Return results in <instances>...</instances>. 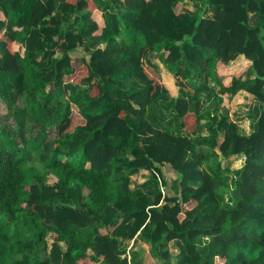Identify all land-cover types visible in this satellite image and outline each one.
<instances>
[{
    "label": "trees",
    "instance_id": "1",
    "mask_svg": "<svg viewBox=\"0 0 264 264\" xmlns=\"http://www.w3.org/2000/svg\"><path fill=\"white\" fill-rule=\"evenodd\" d=\"M202 1L0 0V264H142L139 233L160 264H264V0ZM208 68L214 114L187 94ZM161 98L178 132L149 118ZM164 165L178 192L131 190Z\"/></svg>",
    "mask_w": 264,
    "mask_h": 264
},
{
    "label": "rangeland",
    "instance_id": "2",
    "mask_svg": "<svg viewBox=\"0 0 264 264\" xmlns=\"http://www.w3.org/2000/svg\"><path fill=\"white\" fill-rule=\"evenodd\" d=\"M183 1H185V0H183ZM185 10H190V9H185ZM186 14H187V17L189 16L188 17L189 19H190V15H191V17L197 16L196 11H187ZM27 16H28V14H27ZM71 19L72 18L69 17L67 21H70ZM143 42H144V40H143ZM57 50L60 51L61 49H57ZM75 53L81 55L82 51L81 52H75ZM53 60H55V57H53ZM42 66H43L45 71H48L51 67L48 60H44L42 62ZM207 71L209 73H208V76L206 79H202V78H200V76H198V74H196V76L193 79V82L196 85V90H195V92H192V93L187 91L188 92L187 94L191 100V106L193 108H195L198 111L208 110V111H210L211 114H214V113L220 111L218 104H216V103L214 105L211 104L213 96L215 95L216 87L218 85H217V81L213 77V73H212L211 68H208ZM108 88L112 89L111 87H108ZM13 96L19 104H24L26 102L25 95L19 93L16 89H14V91H13ZM240 101L251 103L253 106V112H254L253 115L254 116H253V118H251V117L249 118L250 119L249 120V126L251 128V124L253 123L254 118H256L260 112L261 105L256 98H254L253 96H251L248 93H241L238 97L234 98L232 103L236 104ZM2 103H3V100L0 97V106ZM172 104H173V100H170L168 98H161L159 100L157 99V101H152L149 103L148 116L150 119L157 122L159 125H162L161 127L167 126L170 130H172L174 132H178V129H177L178 118L172 109ZM0 121L4 125H6L11 132L15 131V126L13 124L12 116L10 113L1 112V110H0ZM217 123L218 124L216 126H215V124L213 125L212 132H216V130L218 128H221L223 126L226 127V126H229V125L232 126L233 124H235L233 119H229L228 123H225V125H223L222 122H217ZM233 126H235V125H233ZM193 156H194V154H193ZM203 166L205 167L206 164L204 163ZM236 176H237V174L233 173V172H229L226 174V181H225L224 186L222 187V191H221V195H220V200L226 205H230L233 202L232 187H233L234 180H235ZM158 183H159V180H158ZM163 184L165 186V189H167L168 186L170 187L167 180H166V182H163ZM173 187L176 189V187H177L176 183H174ZM151 198L153 200L154 196ZM206 210L208 211L209 208H206ZM140 235H142V234H140ZM48 240H49V242H51L52 237L49 236ZM206 240L207 239H205V241ZM123 246H126L128 250L129 249L133 250L134 248H138L141 251V260L140 259L139 260L142 264H160L161 259L158 256V254L155 252V250L153 249L152 243L150 242L149 239H146L145 241L138 239L134 243H131L129 240H127V241H125ZM176 246H177V243L171 241V248H172V251L174 253H176L175 250H177V249H175ZM129 257H130V255H129Z\"/></svg>",
    "mask_w": 264,
    "mask_h": 264
},
{
    "label": "crops",
    "instance_id": "3",
    "mask_svg": "<svg viewBox=\"0 0 264 264\" xmlns=\"http://www.w3.org/2000/svg\"><path fill=\"white\" fill-rule=\"evenodd\" d=\"M184 2L185 3H191L192 5H194L196 7V9H197V13L198 12L199 13H202L203 12L204 14L211 15V9L209 8V6L205 5V3L202 0H185ZM185 9H190V8L184 7L181 12H185L186 13L187 11H189V10H185ZM259 20H260V22L262 23V25L264 27V17L259 18ZM77 28H78L77 26L72 25V26L69 27L68 30L77 31ZM60 51H63V50L61 49ZM250 71L251 70H249V73H250ZM217 87H216V89H217ZM244 93H247V92H244ZM215 95H216V91H215ZM215 95L213 96V99L211 101V104L212 105L215 104V101H214L215 100L214 99ZM239 95H236L235 97H238ZM233 100L231 101V107L235 105V104L232 103ZM258 102L260 103L259 100H258ZM225 103H226V99L221 104H225ZM260 105H261V103H260ZM211 130H212V128H211ZM213 133H216V132H213ZM221 157L222 156H221V154L219 152L218 153H215L212 156V161H216V160L220 159ZM177 175H178L177 172H175V170L172 167H170L169 165H164L163 166V176L167 180L168 184L170 185V187L169 186L167 187V192L170 193V194L173 193V192H176V191L178 192V186H177V183H176V181H177ZM174 183H176V186H177L176 189L173 187L174 186ZM158 187H159V183H158V180L157 179H148L146 181H138L136 183H131L130 184V188H131V190L133 192L145 193V194H147L150 197L151 200H152L151 197L154 196V193L156 192V190H157ZM164 203H165V199L162 198L161 201H160V203L157 206L160 207ZM140 234L141 233H139L138 235L135 236V238H133V239H131L129 241L131 243H134L138 239H141V240H144V241L146 239H148L145 235L143 236V234L142 235H140ZM172 241L175 242V243H177V246L175 248V249H177V250H175L177 252L178 251V244H179V242H178V240H172Z\"/></svg>",
    "mask_w": 264,
    "mask_h": 264
},
{
    "label": "built area",
    "instance_id": "4",
    "mask_svg": "<svg viewBox=\"0 0 264 264\" xmlns=\"http://www.w3.org/2000/svg\"><path fill=\"white\" fill-rule=\"evenodd\" d=\"M157 176H158V180H159V187L161 188L162 192L165 194L166 189H165V186L163 184L162 175L159 172H157Z\"/></svg>",
    "mask_w": 264,
    "mask_h": 264
}]
</instances>
